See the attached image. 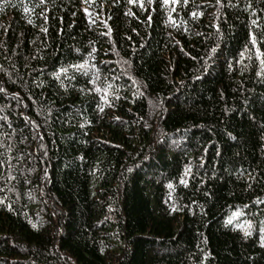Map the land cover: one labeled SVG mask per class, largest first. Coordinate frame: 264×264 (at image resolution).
Wrapping results in <instances>:
<instances>
[{
    "label": "trees",
    "instance_id": "trees-1",
    "mask_svg": "<svg viewBox=\"0 0 264 264\" xmlns=\"http://www.w3.org/2000/svg\"><path fill=\"white\" fill-rule=\"evenodd\" d=\"M0 89V264H264V0H0Z\"/></svg>",
    "mask_w": 264,
    "mask_h": 264
},
{
    "label": "snow or ice",
    "instance_id": "snow-or-ice-1",
    "mask_svg": "<svg viewBox=\"0 0 264 264\" xmlns=\"http://www.w3.org/2000/svg\"><path fill=\"white\" fill-rule=\"evenodd\" d=\"M132 2H133V0H129V3H132ZM148 2H149V4H151L152 0H148ZM168 2H169V0H164V3L165 4H167ZM172 2L175 3L176 0H172ZM185 2H187V0H185ZM40 3L43 4L44 3V0H40ZM25 11L27 12L28 9L25 8ZM129 14H131V13H129ZM250 37H251V34H250ZM253 44H255V41L254 40H253ZM257 59H259V55L257 56ZM75 67H84V65H79V66H75ZM60 71H64V70L61 69ZM0 91H2V89H0ZM181 182L182 183H186V181H183V180ZM168 187H171V184H169ZM237 214H238V212L237 213H233V216H236ZM227 223H231V220H228ZM246 226L247 227H250V225H246ZM33 227L35 228V225H33ZM262 231H264V229H262ZM245 235L246 236L247 235H250V233L249 232H245ZM262 240H264V237H262ZM262 246H264V245H262Z\"/></svg>",
    "mask_w": 264,
    "mask_h": 264
},
{
    "label": "rangeland",
    "instance_id": "rangeland-1",
    "mask_svg": "<svg viewBox=\"0 0 264 264\" xmlns=\"http://www.w3.org/2000/svg\"><path fill=\"white\" fill-rule=\"evenodd\" d=\"M228 220H231V223L233 222L231 217H228L226 222ZM262 229H264V228H261L260 235H259V243H260L261 246L264 245V240H262V237H264V231H262Z\"/></svg>",
    "mask_w": 264,
    "mask_h": 264
}]
</instances>
